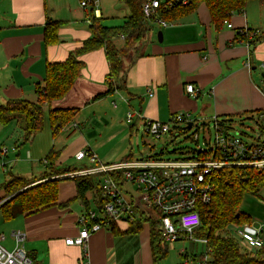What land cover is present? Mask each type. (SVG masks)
<instances>
[{"label": "crops", "instance_id": "obj_1", "mask_svg": "<svg viewBox=\"0 0 264 264\" xmlns=\"http://www.w3.org/2000/svg\"><path fill=\"white\" fill-rule=\"evenodd\" d=\"M78 1L0 0L1 103L9 98L35 100V84L43 81L46 62L64 60L90 36L89 9L80 7ZM101 5L104 6V0H98L96 16L103 18V10L98 7ZM47 19L60 22L55 44L44 43ZM148 22L150 30L124 59V87L116 92L107 93L109 66L103 48L79 56L84 62L80 76L63 98L51 103L52 108L74 109L72 121L59 132L52 133L48 106L44 107L43 130L30 141H23L22 131H16L15 121L0 123V183L11 175H19L8 169L17 159L38 160L50 149L59 151L57 164L61 167L66 158L84 149L94 152L100 162L138 160L130 151V132L142 128V120L166 122L180 111L190 112L203 121L213 116L227 119L248 114L254 118L264 114V70L261 67L264 62V3L249 0L243 10L230 15L227 20L230 27L224 22L218 30L210 23L204 2L180 18L166 21V26L160 25L156 18ZM101 23L117 26L107 25L103 20ZM242 28L258 29L259 33L244 39L237 33ZM158 32H161V40ZM187 84L195 87L196 96L186 92ZM130 111L140 113V117L134 115L128 121L126 115ZM257 111L261 113L256 114ZM96 126H101L97 141L93 138ZM71 129H75L72 131L75 135L67 137ZM111 131L125 139L129 136L127 145L116 151L105 150L103 147L108 141L103 139V134ZM60 133L64 134L56 147L54 138ZM17 137H22V143ZM8 143L12 147L10 153L5 147ZM18 144L26 145L21 149ZM30 177L35 175L26 178ZM76 195L74 181L61 180L58 201L64 203L63 206L22 215L25 218L24 242L29 244L28 249L24 248L37 264H153L149 223L157 224V221L141 215L133 220H143L137 231L130 229L133 221L118 220L92 233L85 248L66 244L65 238L78 234L77 219L85 210L82 202L76 211L71 207V203L79 200ZM99 208L92 204L88 209L96 210L100 216ZM249 222L256 227L262 225L263 248L256 251L264 255V223L253 218ZM1 235L0 240H3L5 236L1 239ZM189 263L194 264L193 261Z\"/></svg>", "mask_w": 264, "mask_h": 264}, {"label": "trees", "instance_id": "obj_2", "mask_svg": "<svg viewBox=\"0 0 264 264\" xmlns=\"http://www.w3.org/2000/svg\"><path fill=\"white\" fill-rule=\"evenodd\" d=\"M128 10V15L121 25L106 26L101 23V16L96 17L89 10L90 36L70 51L64 60L48 61L45 65L44 78L35 84V100L27 98H9L0 102V123L11 121L19 124L23 121V141L27 142L44 128L45 106H48V119L53 134L59 132L73 117V108H52L51 103L63 98L80 76L84 62L79 56L103 48L109 70L106 76L108 92L113 93L124 87V59L144 39L150 30L149 20L160 18L173 21L194 11L200 2H204L210 15V23L220 29L224 21L234 12L243 10L249 0H189L187 4L167 5L161 2L153 17L147 19L142 13L145 0H119ZM264 3V0H258ZM60 22L47 19L44 25L45 45L58 42ZM243 36L246 35L238 34ZM121 38L120 47L114 43ZM261 113L257 111L256 114ZM238 116V115H237ZM59 151L50 149L42 159L45 171L39 177L26 178L11 175L0 183V211L4 220L13 218L12 206L16 204L23 216H29L52 206H63L58 201V184L61 180L72 179L76 185V198L81 200L84 209L92 204L99 208L107 198L101 196L100 173L65 176L83 168L61 167L57 164ZM214 188L206 204H199L200 226L193 235L206 240L209 259L212 264H264V255L258 251L245 249L233 237L225 232L230 225L249 222V216L240 204L246 194L257 195L264 187V168L227 167L220 169L213 176ZM91 192V198L86 196ZM143 220L130 222V229L137 231ZM150 225V247L153 264L167 254V247L160 238L156 222Z\"/></svg>", "mask_w": 264, "mask_h": 264}, {"label": "built area", "instance_id": "obj_3", "mask_svg": "<svg viewBox=\"0 0 264 264\" xmlns=\"http://www.w3.org/2000/svg\"><path fill=\"white\" fill-rule=\"evenodd\" d=\"M161 2L167 5L187 4L189 0H145L142 3V13L147 19L155 14ZM82 8L93 10L96 16L98 0H79ZM89 9V10H90ZM88 10V14H89ZM97 17V16H96ZM156 21L166 26L165 20L156 17ZM228 27L231 26L224 21ZM238 34L251 38L259 33L258 29L242 28ZM261 67L264 70V62ZM185 90L196 96L197 90L192 84H187ZM115 105V104H114ZM140 113L130 111L127 120ZM262 116L261 114L257 117ZM193 126L196 130L190 134L191 141L199 145L200 130L207 127L208 138H204L207 147L198 146L191 149V155L183 158L144 157L138 160H122L116 163H101L96 154L90 150H80L75 153L76 160L87 159L92 165L83 166L80 170L70 172L68 176L77 174L100 173L101 196L107 198L100 206L99 216L96 210H83L77 219L80 227L74 237L65 238L68 245L86 247L88 237L118 220L133 221L141 215L157 221V229L164 244L189 239L205 246V252L200 255L188 256L182 254L188 264H212L209 259V248L206 240L193 235L200 226L199 204H206L211 198L214 188L213 176L222 168L253 167L264 168V124L261 132H256V142H246L239 137L238 132L230 131V123L226 118L213 116L209 121H203L190 112H176L166 122L159 120H142L144 133L155 138L171 133L177 134ZM206 126V127H205ZM263 137V140H261ZM5 152L6 149H3ZM125 183H129L134 191L131 193ZM2 201H0V205ZM236 226V233L246 248L256 251L263 248L260 237L262 225L253 226L245 222ZM15 247L11 250L0 244V264H37L24 248L26 234L13 231ZM4 236L1 235V239Z\"/></svg>", "mask_w": 264, "mask_h": 264}, {"label": "rangeland", "instance_id": "obj_4", "mask_svg": "<svg viewBox=\"0 0 264 264\" xmlns=\"http://www.w3.org/2000/svg\"><path fill=\"white\" fill-rule=\"evenodd\" d=\"M103 0H101L102 2ZM79 3V1H78ZM80 6V4H79ZM81 7V6H80ZM101 7L103 10V21L107 25H118L123 21V15L128 13L126 7L119 1V0H104V6H98ZM104 7V8H103ZM88 9H90L88 7ZM114 43L117 45V47H120L123 44V40L121 38L115 39ZM230 123V131L231 132H238L239 137H241L246 142H256V132H261V126L264 124V118L262 116L260 117H250L248 114H239L238 116H231L227 118ZM210 120V119H208ZM124 124H127V121L123 120ZM110 124L109 122H106ZM127 126V125H126ZM23 127V121L20 120L18 126H17V132L21 133ZM142 127V126H141ZM206 127V126H205ZM101 128V126H96L95 132L96 134L93 136L94 140H98V130ZM78 131H80L79 127H75ZM74 129V130H75ZM46 130V129H45ZM49 130V129H48ZM73 129L69 130L66 133L67 137H72L75 134L72 135L74 132ZM196 130V126H193L189 129H185L184 131H179L177 134L172 135L171 133L165 134L161 136L159 139L155 138L151 135H148L147 133H144L142 131V128H138L137 130H132L130 132L132 138L130 139L131 143V149L134 159H141L143 157H159V158H183L191 155V149H198V146L207 147L204 144V138H208L209 133L207 131V127L204 130H200V136H199V145L195 141H191L189 138L190 134ZM73 131V132H72ZM45 132V131H44ZM44 134V133H42ZM64 133L58 134L54 139L56 143V147H58V144L61 143L59 141L60 136ZM102 134V133H101ZM38 137V136H37ZM129 136L125 137L115 133V131L107 132L103 134V139H107V144L104 145V149L108 150L111 149V151H116L123 147L124 145H127L129 142ZM19 137H17L18 139ZM22 138V137H21ZM21 138H19V142L22 143ZM48 138L49 141V131H48ZM71 139V138H70ZM263 140V137H261V140ZM27 145L30 143H26ZM26 144H18V146H21V149ZM6 148L9 149V153L11 151V145L8 143ZM39 146L38 148H40ZM56 149V148H55ZM43 158L41 156L39 159ZM14 159V158H13ZM32 158L31 161H24L22 159H17L12 166H10L8 169H10L11 173L19 174L23 176H33L35 177L39 175L44 169L45 164L42 160L39 161ZM13 160H10L9 162H12ZM113 160H107L106 162L101 163H112ZM117 159L113 163L118 162ZM83 163H86L87 165H92L91 163H88L87 159L84 160H75L74 157H68L63 162L64 167H74V168H80L83 167ZM31 169V172H30ZM125 187L133 193L134 188L129 184L125 183ZM86 196L90 197L91 192H87L85 194ZM81 203V200H76L74 203H71V207L76 211L78 210L79 204ZM240 209L249 216V218H253L254 220L257 219L260 222L264 223V187L257 193V195L252 194H246L240 204ZM12 212H13V218L9 220H3V216L0 212V235L3 234L5 238L1 241V245L5 248H8L11 250L14 248V237L12 236L13 231H21L25 229V218L22 216V214L19 212V209L16 204H13L12 206ZM227 235L233 237L236 239L243 248L246 249L245 244L241 241L239 236L236 233V226L230 225L228 227V230L225 232ZM25 243V244H24ZM24 246L26 249H28V242H24ZM29 253V251L27 250ZM186 252L188 256L191 254L200 255L205 252V246L204 244L200 242H193L189 239H180L176 242L167 243V254L164 258H162L161 264H183L184 259L182 258V254ZM34 260V259H33ZM190 264V263H189ZM192 264V263H191Z\"/></svg>", "mask_w": 264, "mask_h": 264}, {"label": "water", "instance_id": "obj_5", "mask_svg": "<svg viewBox=\"0 0 264 264\" xmlns=\"http://www.w3.org/2000/svg\"><path fill=\"white\" fill-rule=\"evenodd\" d=\"M160 35H161V32H158V39H159V40H161Z\"/></svg>", "mask_w": 264, "mask_h": 264}]
</instances>
